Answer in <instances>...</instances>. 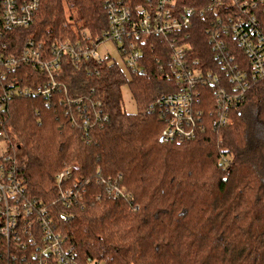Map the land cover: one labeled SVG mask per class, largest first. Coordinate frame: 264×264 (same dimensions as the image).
<instances>
[{"label": "trees", "instance_id": "1", "mask_svg": "<svg viewBox=\"0 0 264 264\" xmlns=\"http://www.w3.org/2000/svg\"><path fill=\"white\" fill-rule=\"evenodd\" d=\"M41 2L34 22L19 33L22 41L49 43L82 29L96 37L108 27L106 0ZM177 2L200 9L210 0ZM208 24L196 17L190 37L205 71L216 70ZM152 43L142 49L144 73L127 67L128 78L115 60L94 63L98 73H88L64 57L62 89L49 105L36 96L9 103L0 117L18 174L56 214L71 213L58 219L60 230L82 256L106 264H264L263 84L253 83L228 113L230 123L218 115L216 88L203 89L194 136L167 140L159 111L148 108L176 80L154 62L162 40ZM125 86L135 112L122 104ZM79 98L86 112L99 106L108 121L84 126L77 107L67 105ZM63 169L70 175L59 181ZM115 186L124 190L117 194ZM67 188L71 197L62 196Z\"/></svg>", "mask_w": 264, "mask_h": 264}, {"label": "built area", "instance_id": "2", "mask_svg": "<svg viewBox=\"0 0 264 264\" xmlns=\"http://www.w3.org/2000/svg\"><path fill=\"white\" fill-rule=\"evenodd\" d=\"M41 5V0H0V114L9 103L30 96L42 97L49 105L62 89L59 76L64 57L76 69L83 66L97 74L94 63L112 58L96 50L107 39L115 41L127 67L140 73L146 71L143 47H153L154 38L162 40L154 62L176 81L148 109L159 111L167 140L183 142L194 136L192 126L201 117L196 105L203 89L216 88L218 115L230 123L228 113L253 83L264 86V0H210L200 9L181 6L177 0H106L108 27L96 37L82 29L79 36L49 43L33 38L22 41L19 33L34 22ZM199 16L209 23L205 34L216 70L205 71V60L192 52L190 37ZM84 104L80 98L67 101L77 107L84 126L92 122L103 126L108 121L102 108L98 106L93 114L86 112ZM3 125L0 117V264H106L80 255L60 230L58 219H69L71 213L56 214L55 205H45L31 194L17 172L12 142ZM69 173L63 169L57 180ZM115 188L117 194L124 190ZM61 193L71 197L74 192L67 188Z\"/></svg>", "mask_w": 264, "mask_h": 264}, {"label": "rangeland", "instance_id": "3", "mask_svg": "<svg viewBox=\"0 0 264 264\" xmlns=\"http://www.w3.org/2000/svg\"><path fill=\"white\" fill-rule=\"evenodd\" d=\"M96 50L100 54H106L109 53L111 55V60L112 61H118L120 66L123 68V70L127 73L128 78H130V74L127 68L126 62L122 59L120 52L118 50V47L115 43L114 40L112 39H107L104 40L100 43H98ZM123 106L125 107L126 111L128 112H135L137 111V104L134 99V97L131 95V92L127 86L123 88ZM115 190L116 188L113 187ZM65 190V189H64Z\"/></svg>", "mask_w": 264, "mask_h": 264}]
</instances>
